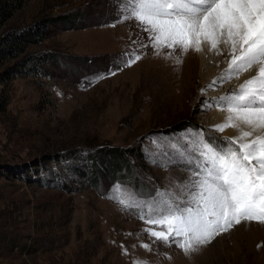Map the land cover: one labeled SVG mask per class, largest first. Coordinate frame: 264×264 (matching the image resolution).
Instances as JSON below:
<instances>
[{
	"label": "rangeland",
	"instance_id": "1",
	"mask_svg": "<svg viewBox=\"0 0 264 264\" xmlns=\"http://www.w3.org/2000/svg\"><path fill=\"white\" fill-rule=\"evenodd\" d=\"M20 1L0 38L44 30L19 57L0 59V264H264V224L242 222L185 254L145 232L143 207L113 199L116 186L142 206L179 193L190 174L167 163L170 144L231 139L208 126L213 106L200 93L179 96L191 52H155L148 33L120 19L119 0ZM133 52L141 60L125 67ZM31 55L56 61L8 78ZM217 92L226 88L208 95Z\"/></svg>",
	"mask_w": 264,
	"mask_h": 264
},
{
	"label": "snow or ice",
	"instance_id": "2",
	"mask_svg": "<svg viewBox=\"0 0 264 264\" xmlns=\"http://www.w3.org/2000/svg\"><path fill=\"white\" fill-rule=\"evenodd\" d=\"M118 9L122 21L134 20L149 34L157 53H201L207 46L222 54L218 45L223 43L230 47L227 80L254 67L257 74L217 102L229 113L217 131L249 130L223 145L199 138L190 139L187 146L171 143L174 155L164 153L167 163L181 164L190 174L177 185L179 193L165 192L142 206L131 195L122 197L125 190L116 186L115 202L125 210L143 207L146 214L139 219L153 226L145 232L185 254L242 222L264 224V0H119ZM142 55L126 54L124 66L131 67ZM142 247L149 249L147 244Z\"/></svg>",
	"mask_w": 264,
	"mask_h": 264
},
{
	"label": "bare ground",
	"instance_id": "3",
	"mask_svg": "<svg viewBox=\"0 0 264 264\" xmlns=\"http://www.w3.org/2000/svg\"><path fill=\"white\" fill-rule=\"evenodd\" d=\"M218 48L222 52V54H216L215 50H208L207 46H204V50L201 53L189 51L191 52V54H189L187 52V61H184L187 67H181L182 69L180 70L178 78L180 90L179 96L181 97V100L183 99V93H185L186 95L191 93V96H195L197 93H200V101H205L204 104H210L213 106L212 108H210L213 110L208 116H206L205 120L207 121V124H209L208 126H210V128L214 130H216V127L218 125L226 123L227 117L229 115L226 109H221L217 106V102L220 101V98L225 97L230 93H233L234 91H238L241 85H243L248 79L257 74V68L254 67L240 74L238 78L233 77L234 79L227 80L226 74L228 72L229 63L231 60V57L229 55L230 47L226 44L221 43L218 45ZM193 59H196L198 65L196 63L194 65L191 64ZM188 60L190 61L189 63H187ZM222 78L225 79L223 80L221 86ZM213 81H216V84H213ZM197 82L201 83L199 87L196 86ZM216 88H226L225 95H223L222 92L208 95V91L210 89L216 90ZM243 130L249 129H247L246 126L243 129L239 130L228 127L224 132H219L217 130L216 131L221 134L222 138L227 139L238 137L240 135V132ZM247 225L248 224L245 223L240 226L245 227Z\"/></svg>",
	"mask_w": 264,
	"mask_h": 264
},
{
	"label": "trees",
	"instance_id": "4",
	"mask_svg": "<svg viewBox=\"0 0 264 264\" xmlns=\"http://www.w3.org/2000/svg\"><path fill=\"white\" fill-rule=\"evenodd\" d=\"M22 6V2L20 0H0V26L4 25ZM69 16V15H68ZM33 30H13L8 31L1 35L0 38V59L3 60L5 58H17L21 53H23L27 44L37 42L41 32L44 30V26L38 23ZM39 36V37H37ZM56 61L55 55L50 56H26L23 57L20 62L16 63V66L11 69L9 72L8 78L12 76H17L19 73L24 72L26 74H43V65L46 62ZM180 133V129L174 131ZM176 133V134H177ZM119 171V170H118ZM141 187H139L140 189ZM143 189V188H142Z\"/></svg>",
	"mask_w": 264,
	"mask_h": 264
}]
</instances>
